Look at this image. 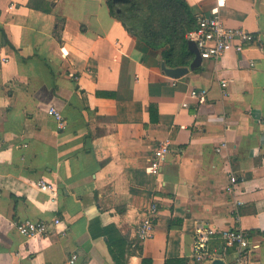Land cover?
<instances>
[{"label":"crops","instance_id":"0c3cea01","mask_svg":"<svg viewBox=\"0 0 264 264\" xmlns=\"http://www.w3.org/2000/svg\"><path fill=\"white\" fill-rule=\"evenodd\" d=\"M185 1L257 40L172 78L109 0H0V264H234L219 236L195 259L210 227L247 230L249 264H264V0ZM193 88L208 90L204 103ZM163 140L171 150L149 174ZM152 200L155 231L138 242ZM54 217L42 236L16 228Z\"/></svg>","mask_w":264,"mask_h":264},{"label":"built area","instance_id":"2783aa9c","mask_svg":"<svg viewBox=\"0 0 264 264\" xmlns=\"http://www.w3.org/2000/svg\"><path fill=\"white\" fill-rule=\"evenodd\" d=\"M188 39L196 42L203 59L219 58L223 56L231 46L241 51L246 43L256 41V36L244 29L234 28L228 26L219 9H215L208 15H202L198 19L197 27L188 33ZM0 55L2 62H7L9 58L3 55L2 48H0ZM226 80L222 81V86H227ZM188 95L198 103H204L208 97V90L206 88L190 89ZM184 107L188 106V102L182 104ZM49 114L54 116L60 126H64L63 114L51 107ZM225 144H223L224 146ZM218 148V150H220ZM171 150L170 140L159 141L158 147L151 158L146 171L149 174H158L160 172L166 154ZM37 186L44 191H53V185L45 179L37 181ZM159 214V207L156 201L152 200L144 205V218L138 224L135 230L136 239L138 242H144L153 237L155 231V222ZM62 224L59 217H54L52 220L45 219H23L16 223L18 232L26 238H33L35 236H42L49 232L50 226ZM65 233V231H63ZM219 236L224 240L226 246H237L236 257L234 264H249L252 248L257 245L252 244L250 233L245 229H222L217 230L215 227L199 230L196 233L194 241V257L197 261H204L211 256L210 240ZM77 258V254H73L70 261L73 262Z\"/></svg>","mask_w":264,"mask_h":264},{"label":"trees","instance_id":"16d2710c","mask_svg":"<svg viewBox=\"0 0 264 264\" xmlns=\"http://www.w3.org/2000/svg\"><path fill=\"white\" fill-rule=\"evenodd\" d=\"M46 0H30L43 9ZM125 29L152 50L170 67L189 65L194 54L188 47V33L197 27L196 13L185 0H109ZM264 236V232H262ZM236 252V246H233ZM142 264H151L144 258Z\"/></svg>","mask_w":264,"mask_h":264},{"label":"water","instance_id":"95a60500","mask_svg":"<svg viewBox=\"0 0 264 264\" xmlns=\"http://www.w3.org/2000/svg\"><path fill=\"white\" fill-rule=\"evenodd\" d=\"M188 47L194 54V57L189 65L170 67L166 64L164 60L162 61L161 68L168 76L172 78H179L187 74L190 70H193L201 65V63L203 62V58L201 57L196 42L192 39H189ZM212 264H226V263L223 259L217 258L212 262Z\"/></svg>","mask_w":264,"mask_h":264}]
</instances>
